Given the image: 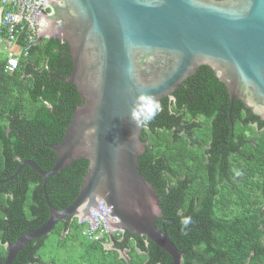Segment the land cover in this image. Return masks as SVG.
I'll use <instances>...</instances> for the list:
<instances>
[{"label":"trees","instance_id":"obj_1","mask_svg":"<svg viewBox=\"0 0 264 264\" xmlns=\"http://www.w3.org/2000/svg\"><path fill=\"white\" fill-rule=\"evenodd\" d=\"M6 64L0 57V214L8 212L16 225L2 220L13 229L0 236V264L7 259L6 242L14 243L49 217L43 178L28 165L14 177L19 165L33 160L50 171L56 160L50 146L63 140L74 111L83 104L76 86L64 81L73 70L66 41L41 38L28 56L20 57L14 72H6ZM230 101L214 71L200 66L160 101L159 114L142 130L148 146L139 169L159 198L163 217L157 218V227L185 252L182 264H264V135L250 128L264 130V121L237 100L231 124ZM200 117L206 119L203 124L197 122ZM233 150L250 158L249 170L238 158L234 166L228 164ZM88 169L89 161L81 159L48 179L53 207L65 209L75 200ZM29 176L35 181L28 198L37 201L36 209L3 194ZM241 177H247L245 185L250 182L246 190ZM185 217L191 218L187 228L181 225ZM83 231L77 219L60 222L50 234L29 242L13 264H173L145 237L125 231L109 250L103 240L92 241Z\"/></svg>","mask_w":264,"mask_h":264},{"label":"water","instance_id":"obj_2","mask_svg":"<svg viewBox=\"0 0 264 264\" xmlns=\"http://www.w3.org/2000/svg\"><path fill=\"white\" fill-rule=\"evenodd\" d=\"M41 38L66 41L73 70L64 81L76 86L82 105L73 113L63 140L50 148L55 164L44 171L22 162L43 180L48 220L8 245L4 264H13L31 241L50 234L64 221L86 218L103 201L110 226L145 237L182 264L184 251L158 228L159 198L139 159L147 142L131 119L141 93L159 101L170 97L200 66L210 67L230 95L264 121V0H45ZM89 169L75 200L56 209L47 196L48 179L74 162Z\"/></svg>","mask_w":264,"mask_h":264},{"label":"built area","instance_id":"obj_3","mask_svg":"<svg viewBox=\"0 0 264 264\" xmlns=\"http://www.w3.org/2000/svg\"><path fill=\"white\" fill-rule=\"evenodd\" d=\"M0 57L7 60L6 72H14L20 64V57L28 56L30 49L41 42L39 36L45 27L44 18L38 19L41 12L50 14L45 0H0ZM110 209L101 201L91 217L81 220L87 229L85 235L92 241L104 236L112 238L117 231L109 225Z\"/></svg>","mask_w":264,"mask_h":264},{"label":"flooded vegetation","instance_id":"obj_4","mask_svg":"<svg viewBox=\"0 0 264 264\" xmlns=\"http://www.w3.org/2000/svg\"><path fill=\"white\" fill-rule=\"evenodd\" d=\"M205 120L206 119L204 117H200V118H198L197 122L200 123V124H203L205 122ZM250 128H254V133L255 134L256 133H259L258 135H264V130L259 131L257 129V125L250 126ZM251 134H252V132H248V135L247 136L248 137H251ZM229 143H230L229 144V148H230V147L233 146V142H229ZM241 152L242 151H240V153ZM236 158H238L240 160L239 164H242L244 162L245 168L247 170H249L250 161L248 159H250V158H248L247 155H244L243 158H242V156L238 157V155L234 153V150L231 151V153L229 154V158L227 157L228 164L231 165V166H234L236 164ZM227 170L230 171L231 169H227ZM246 179H247V177H241L240 180H239V182L241 184L242 183L244 184L242 186V188L244 190H246L247 188H249V184H250V182H248L249 184L248 185L247 184L245 185V180ZM34 181H35V178L33 176H29V179L28 180H25V179L22 180L21 183H20L21 185L19 184V186L16 189L5 190V192L3 194L6 197V199H10V201H15V200L20 199V200L23 201L24 204H26L28 206V208H30V209H36L35 208V204H37V201L34 200L33 198L32 199H29L28 198V191L29 190H32ZM239 182H238V184H239ZM223 184H225V182ZM228 184H230V182H228ZM233 186H234V184H233ZM10 204H13V203L7 202V205H10ZM2 215L0 214V236H4L6 234V232H9V231H11L13 229V227H11L9 229H8V227L6 228L5 227V224L2 223V220L9 221V227L11 225H13V226L16 225V220L9 219L8 212H4ZM25 218L26 217L23 216V219L21 220L22 221V224H25L23 222V220L25 221ZM9 244H10V242H6L4 244L5 248L7 249L6 258L8 256V245Z\"/></svg>","mask_w":264,"mask_h":264},{"label":"clouds","instance_id":"obj_5","mask_svg":"<svg viewBox=\"0 0 264 264\" xmlns=\"http://www.w3.org/2000/svg\"><path fill=\"white\" fill-rule=\"evenodd\" d=\"M0 4H1V2H0ZM1 7H2V5H1ZM47 16H49V15H47ZM44 39H48V38H44ZM160 109H161L160 101L154 95H151L148 93H141L140 95L137 96L136 102H135V104L131 110V119L137 127H139V128L147 127L157 117V115L160 112ZM96 208H94L93 210H95ZM90 217H91V213H90V216H87L84 219H88ZM74 219H77L78 224L82 225L84 227L83 235L85 237H87L84 234L86 229H87V226L85 224L80 223V221L84 220V219L83 218L81 219L78 217H75ZM74 219H72V221ZM118 222L119 221L116 217H110L109 218V223L116 224ZM190 222H191V218L185 217L181 220V225L183 228H187V226L189 225ZM110 227L112 229H115V230L120 231V232H116V234L112 238H110L108 236H104L107 238L103 237L101 239V240H103L105 248L109 249V250H111L113 248L114 238H116L115 236H119V234L125 233V230H122L120 228H114L112 226H110ZM116 239H120V238H116Z\"/></svg>","mask_w":264,"mask_h":264},{"label":"rangeland","instance_id":"obj_6","mask_svg":"<svg viewBox=\"0 0 264 264\" xmlns=\"http://www.w3.org/2000/svg\"><path fill=\"white\" fill-rule=\"evenodd\" d=\"M0 6H1V4H0ZM121 257H122V258H126V259H127V256H126V254H125V253L121 254Z\"/></svg>","mask_w":264,"mask_h":264},{"label":"crops","instance_id":"obj_7","mask_svg":"<svg viewBox=\"0 0 264 264\" xmlns=\"http://www.w3.org/2000/svg\"><path fill=\"white\" fill-rule=\"evenodd\" d=\"M1 13H2V7L0 6V15H1Z\"/></svg>","mask_w":264,"mask_h":264}]
</instances>
